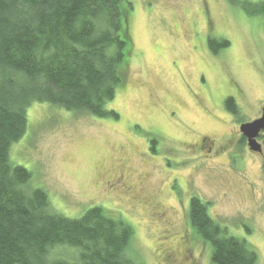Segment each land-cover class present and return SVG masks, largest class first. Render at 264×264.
<instances>
[{"label": "rangeland", "instance_id": "rangeland-1", "mask_svg": "<svg viewBox=\"0 0 264 264\" xmlns=\"http://www.w3.org/2000/svg\"><path fill=\"white\" fill-rule=\"evenodd\" d=\"M130 1L134 52L127 84L108 106L119 118L35 103L11 162L65 218L94 207L122 216L143 264H163L160 246L177 247L185 235L188 264H212L190 224L193 197L264 264V151L243 147L239 131L264 107V17L228 0ZM210 36L230 47L213 54ZM259 142L264 150V133Z\"/></svg>", "mask_w": 264, "mask_h": 264}, {"label": "trees", "instance_id": "trees-1", "mask_svg": "<svg viewBox=\"0 0 264 264\" xmlns=\"http://www.w3.org/2000/svg\"><path fill=\"white\" fill-rule=\"evenodd\" d=\"M228 2L264 17V0ZM133 9L130 0H0V264H143L135 230L122 216L94 207L80 219L65 218L10 157L35 103L119 118L108 106L127 84ZM208 46L217 55L230 42L210 36ZM225 108L238 115L235 99ZM241 144L248 147L244 137ZM189 220L194 236L210 245L212 264L258 263L253 245L230 235L198 197Z\"/></svg>", "mask_w": 264, "mask_h": 264}, {"label": "flooded vegetation", "instance_id": "flooded-vegetation-1", "mask_svg": "<svg viewBox=\"0 0 264 264\" xmlns=\"http://www.w3.org/2000/svg\"><path fill=\"white\" fill-rule=\"evenodd\" d=\"M259 118H257V119H259ZM257 119H255V120H257ZM241 125L242 124H240V126ZM240 126H239V131H240ZM242 137H243V135H242ZM246 144H247V140H246ZM190 239H191V236L185 235L183 238H181V242H180L179 246H177V247H169L168 248L166 246L161 245L159 248L160 253H161V262L163 264H188V262H189L188 260H190L192 258L191 252L188 248V243H189Z\"/></svg>", "mask_w": 264, "mask_h": 264}, {"label": "water", "instance_id": "water-1", "mask_svg": "<svg viewBox=\"0 0 264 264\" xmlns=\"http://www.w3.org/2000/svg\"><path fill=\"white\" fill-rule=\"evenodd\" d=\"M240 132L247 140L248 149L252 153H263V146L259 142V138L264 133V107L262 109L261 117L251 123L242 124L240 126Z\"/></svg>", "mask_w": 264, "mask_h": 264}]
</instances>
